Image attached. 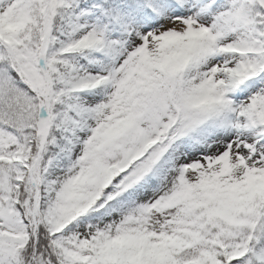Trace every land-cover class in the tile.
<instances>
[{
    "label": "snow or ice",
    "instance_id": "1",
    "mask_svg": "<svg viewBox=\"0 0 264 264\" xmlns=\"http://www.w3.org/2000/svg\"><path fill=\"white\" fill-rule=\"evenodd\" d=\"M0 264H264V0H0Z\"/></svg>",
    "mask_w": 264,
    "mask_h": 264
}]
</instances>
